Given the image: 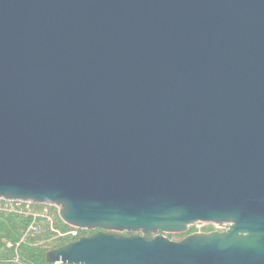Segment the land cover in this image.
Returning <instances> with one entry per match:
<instances>
[{
	"label": "water",
	"instance_id": "95a60500",
	"mask_svg": "<svg viewBox=\"0 0 264 264\" xmlns=\"http://www.w3.org/2000/svg\"><path fill=\"white\" fill-rule=\"evenodd\" d=\"M0 200L95 231L50 264H264V0H0Z\"/></svg>",
	"mask_w": 264,
	"mask_h": 264
},
{
	"label": "trees",
	"instance_id": "16d2710c",
	"mask_svg": "<svg viewBox=\"0 0 264 264\" xmlns=\"http://www.w3.org/2000/svg\"><path fill=\"white\" fill-rule=\"evenodd\" d=\"M0 204V264H50L45 259L48 251L95 232L64 224L54 206L20 203L19 207H10L2 200ZM212 230L213 226L201 229ZM197 231L191 226L185 234L165 236L179 241Z\"/></svg>",
	"mask_w": 264,
	"mask_h": 264
},
{
	"label": "built area",
	"instance_id": "2783aa9c",
	"mask_svg": "<svg viewBox=\"0 0 264 264\" xmlns=\"http://www.w3.org/2000/svg\"><path fill=\"white\" fill-rule=\"evenodd\" d=\"M4 203H6L7 205H9L10 207H19L20 203H25V202H20V201H4L2 200ZM26 204H30V203H26ZM1 206V204H0ZM206 226H213V230H223L222 228H218L217 226L213 225V224H209V223H203V224H197L194 225V227L198 230L197 232H202L201 229L206 227ZM73 235L75 233H72ZM56 264H61V263H56Z\"/></svg>",
	"mask_w": 264,
	"mask_h": 264
},
{
	"label": "flooded vegetation",
	"instance_id": "af4514ba",
	"mask_svg": "<svg viewBox=\"0 0 264 264\" xmlns=\"http://www.w3.org/2000/svg\"><path fill=\"white\" fill-rule=\"evenodd\" d=\"M212 231H215V230H212ZM219 231H221V230H219ZM168 235H172V234H168Z\"/></svg>",
	"mask_w": 264,
	"mask_h": 264
}]
</instances>
